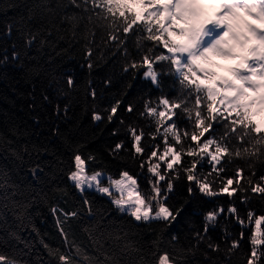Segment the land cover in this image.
I'll return each mask as SVG.
<instances>
[{
  "label": "trees",
  "instance_id": "16d2710c",
  "mask_svg": "<svg viewBox=\"0 0 264 264\" xmlns=\"http://www.w3.org/2000/svg\"><path fill=\"white\" fill-rule=\"evenodd\" d=\"M40 4L41 0H0V5H15L0 10V61L5 55L8 56L7 62L0 63V176L10 185L6 192L0 189V212L3 213L0 218V254L22 264H59L55 256H49L48 250L41 243L43 239L53 249L63 252L71 249L74 255L79 247L81 253L75 256L76 264H90L92 258L99 264H107L106 256L118 257L119 264H156L158 255L163 251H167L170 256L178 255L181 264H247L251 253V238L257 235L254 219L249 221L247 212L252 211L254 218L264 215V202L258 195H253L247 205L241 203L239 190L231 197L239 216L249 225L243 229L236 222L235 216L227 213L231 200L226 193L208 197L197 192L195 196H189L183 175L180 180L174 181V191L169 194L168 201L173 209L183 205V211L170 225L134 222L132 217L119 213L108 198L94 191L85 193L92 201V212L83 209L82 197L67 175L72 170V157L77 149L85 160L87 173L101 171L117 178L122 170H128L136 177L141 194L148 190L150 174L147 165L141 172L139 164L141 159L147 160L152 145H159L155 150L158 155L161 154L163 141L156 134L154 118L141 116L140 113L144 110L146 100L155 103L156 98L162 94L170 99L178 96L180 73L169 61L157 62L153 68L160 71L159 82L153 85L150 78L142 75L146 66L135 73L132 70L125 72V47L130 58L140 62L135 41L137 34L128 35L124 46L118 49L114 41L108 42L105 30L96 25H88L94 30V35L87 36L85 24L88 22L85 20L73 36L69 22L61 21V15L81 12L72 5L52 22L59 26L60 31L53 28L49 35L47 30L52 27L49 23L50 14ZM30 12L33 18L29 21ZM20 17L25 18L33 31L40 29L41 36L27 49V56L22 55L14 61L12 53L25 50V38L16 27ZM7 24L14 25L11 36L6 35ZM171 32L178 35L183 33L176 25L172 26ZM143 35L146 36V33ZM61 36L63 39H59ZM41 37L46 43L38 50ZM165 39L169 40L170 47L180 46L177 42L173 43L170 34H166ZM14 42L15 49L12 47ZM141 44L145 48L153 46V42L144 39H141ZM85 45L92 48L90 57H86ZM159 51H165L166 54V50L157 47L156 52ZM201 53L198 51L195 56ZM189 59V56L183 55L184 63ZM89 63L92 64L91 69ZM34 68L41 70L37 74L32 71ZM68 75L73 77L72 87L66 83ZM93 89L96 92L95 98L91 95ZM118 100L120 105L117 112L113 120L108 122L105 110ZM129 104L135 106L133 113L126 111ZM65 105H68L66 113ZM94 108L102 116L101 121L93 120ZM121 120L125 123L121 124ZM177 123L181 128L190 127L189 121L183 117L178 118ZM128 125L137 127V134L141 130L145 133L141 137V146L145 152L135 159ZM214 128L217 133L222 132L220 125H214ZM162 130L163 125L160 126ZM114 131L116 134H113ZM120 141L125 142L124 147L118 153H113L111 150ZM57 157L62 163L57 164ZM188 159L182 155L181 162H187ZM152 162L158 161L153 158ZM159 163V171L163 174L166 166L163 162ZM37 164L42 166L43 171L37 169L36 178H33L30 169ZM202 164L203 167L198 164V171H212L207 158ZM235 165L247 168L244 160L236 158L221 175L231 177ZM54 166L57 175L55 179H50L48 174L53 172ZM61 168L63 171H60ZM254 171L253 179L264 175V164L256 163ZM3 173H7V176H3ZM248 175L251 172L243 173V176ZM243 176L241 183H244ZM214 178L208 177L210 180ZM11 185L18 187L13 188ZM161 187H164L163 182ZM212 187L216 189V184ZM54 189L66 190L68 194L62 195ZM14 191L16 195H12ZM5 195L10 198L3 199ZM219 205L225 207V212L217 217L215 226H210L207 235H204V216L207 211ZM53 206L67 212L81 209L77 217L69 218L64 225L69 241L75 240L74 245L64 243L56 223L59 213L54 214L50 210ZM21 213L24 214L23 219L18 218ZM29 219L31 224L28 223ZM241 231L244 232V238L240 241V247L229 252L232 240L238 239ZM225 232L229 234L227 238ZM260 232L262 235L259 238L264 239V222ZM197 233L204 236L198 246L195 239ZM158 237H162L158 245L160 252H157L153 243ZM173 237L176 239L173 240ZM209 238L213 245H219L218 251L208 247ZM126 244L133 247H125ZM262 250L264 246H258V254ZM257 264H264V257Z\"/></svg>",
  "mask_w": 264,
  "mask_h": 264
},
{
  "label": "snow or ice",
  "instance_id": "6c2138e0",
  "mask_svg": "<svg viewBox=\"0 0 264 264\" xmlns=\"http://www.w3.org/2000/svg\"><path fill=\"white\" fill-rule=\"evenodd\" d=\"M220 2L222 6L217 12V16L229 17L233 13L234 6H239L253 19H264V0H220ZM195 3H197V0H167L166 3L164 0H54V2L53 0H41L39 6L46 13L50 14L49 23L52 27L47 30L49 35L52 34L53 28L56 31H60L59 26L52 22L58 14L63 13L64 9L72 5L79 8L81 12L61 15V21L69 22L73 36L76 35L77 27L85 20L88 22L85 24V34L87 36L91 37L94 35V30L89 28L88 25H96L105 30L109 37L108 42L114 41L118 49L124 46L128 35L132 33L137 34L135 41L137 50L140 53V62L138 63L136 60L131 59L125 47L124 55L127 58L123 69L125 72L132 70L135 73L136 70L146 66V70L143 71L142 75L144 78H150L153 85L159 82L160 71L153 68V65L157 62L169 61L175 66L176 71L180 73V94L171 99L162 94L156 98L155 103L146 100L144 110L140 113L141 116L154 118L157 127L156 134L163 141V151L161 154L158 155L155 150L159 145H152V150L148 153L147 160L141 159L140 161L139 167L141 172H143L145 165H147V172L150 174L148 190L144 194H141L136 177L131 175L128 170H122L119 174V179H115L111 175H107L101 171H94L89 175L85 170V160L82 158L80 151L77 149L74 152L72 170H69L67 175L73 187L80 193L82 207L87 212H92V201L89 200L85 193L87 191H94L108 198L119 213L132 217L134 222L170 225L177 219L180 212L183 211V205L180 208L173 209L168 202L170 199L169 194L174 191V181L180 180L181 175L187 181L189 196H195L197 192L208 197H216L226 193L231 200L233 194L239 190L241 203L245 205L253 198V195H258L261 201L264 202V175H260L258 179H253L255 176V164H264V127H261L256 121L247 118L248 111H250L253 104L261 105L262 110H264V94L253 96L245 103L241 101V97L247 95L246 88L243 85L232 84L227 78L218 79L215 87L201 83L200 79H198L200 77L196 75V72L192 71V66L195 65L193 62L194 56L189 53L190 59L187 63H184V48L170 47L169 40L165 39V35L170 34L172 26L175 25L173 17L181 18L177 12L178 6ZM4 7H15V5H0V10H3ZM166 11L168 15L161 20L160 17ZM185 11L198 14V10L195 8H186ZM32 18L33 14L30 12L28 20L30 21ZM209 23H216L218 26L226 25V31L210 46L203 49L201 54L207 50H217L221 55H225V50L219 48V44L224 35L232 31V26L230 24L221 25L218 21H209ZM246 25L248 32L253 35L247 36L245 34V41L254 37L261 41V43H264V26L252 24L251 22H246ZM13 27V24L6 25L7 36H11ZM16 27L20 35L25 38V50L23 52L14 51L12 53V60L14 61L20 59L22 55L27 56V49L31 48L37 37L41 36V30L37 29L33 31L24 17H20ZM204 29L201 30L200 36L204 34ZM145 33L146 36L143 35ZM59 39H63V37L61 36ZM141 39L153 42V46L145 48L141 44ZM245 41H241V43ZM45 43L46 40L41 37L38 50L42 49ZM90 43L91 41H89ZM12 47L16 48L15 42L12 44ZM157 47L166 50V54L165 51L157 53ZM259 47V45H253L249 51L257 53ZM85 48L86 57H90L92 48L89 45H85ZM57 54L59 55V53ZM233 55L230 52V54L225 56ZM7 61L8 56L5 55L0 63ZM244 61L245 67H235L229 70L235 72L240 79L249 84L256 92L261 87V84L252 79V74L256 73L259 77L264 78V52L245 56ZM88 67L91 69L92 64L89 63ZM220 67H224V65H220ZM40 70V68L32 69L37 74ZM197 72H202L206 78L210 75H216L213 69L208 68H197ZM66 83L69 87L73 86L74 81L71 75L66 77ZM128 86L131 87V84ZM221 86H231L236 90L237 94L230 96L222 95L218 90ZM91 95L95 98L96 92L94 89L91 91ZM45 99H47V96H45ZM202 102L203 107H201ZM119 105L120 101L118 100L109 109L105 110L108 113L106 116L108 122L113 120V116L117 112ZM57 110L59 111V106H57ZM135 110V106L132 104H129L126 108V111L129 113H133ZM64 111L65 113L68 111V105H65ZM181 117L189 121V128H181L178 125L177 119ZM93 120H102V116L95 108L93 109ZM165 121H168V123H165ZM120 122L121 124L125 123L123 120ZM161 125H163L162 131H160ZM214 125H220L222 132L217 133ZM127 131L133 141V158L142 156L145 148L141 146V137L145 133L141 130L137 134V127L133 125H128ZM113 134H116L115 131ZM149 135L151 136L152 134ZM124 144V141L116 143L114 149L111 151L118 153L124 147ZM243 145H249L250 147ZM182 155L189 158L187 162H181ZM153 158H156L158 162L153 163ZM205 158H207V164L212 169L208 173L197 170L198 164L203 167L202 162L205 161ZM236 158L244 160L247 168L235 165L231 177L222 176L221 173H225L227 165L232 164ZM89 159L94 158L89 157ZM56 161L57 164L62 163L59 157L56 158ZM159 162H163L166 166L163 174L159 171ZM37 169L43 171L40 164L30 169L33 178H36ZM60 171H63V169L61 168ZM245 171L251 172V175L243 176ZM169 172L172 174L169 175ZM48 175L50 179L56 178L55 166L53 172ZM3 176H7V173H3ZM210 176L215 178L210 180L208 179ZM242 176L244 183H241ZM105 179L107 180L106 185L102 183ZM0 181H2L0 182V189H4L6 192L10 185H8L6 180H3L2 176H0ZM234 181L235 187H233ZM161 182L164 184L163 188L161 187ZM213 184H216V189H213ZM11 187L16 188L18 186L11 185ZM56 190H59L62 195L68 194L66 190L54 189V191ZM12 195H16V192L14 191ZM9 198L7 195L3 197V199ZM4 207H7V205H4ZM50 210L54 214L59 213L56 216V223L61 236L64 238V243L74 245L75 240L69 241L64 225L68 222L69 218L77 217L81 209L77 208L74 211L67 212L63 208L53 206ZM224 212L225 207L223 205H219L217 208L206 212L204 216V235H207L210 226H215L217 217ZM227 213L235 216L236 222L242 229L249 226L239 216L234 200H231L230 205L227 207ZM2 217L3 213L0 212V218ZM18 218L23 219L24 214L21 213ZM247 218L249 221L254 219L257 234L251 238V253L247 259V264H257L261 260V257H264V250L258 254V246H264V239L259 238L262 235L260 228L262 222H264V215L254 218V213L248 211ZM28 223L31 224L30 219ZM12 235L16 234L13 233ZM228 235L225 232L226 238ZM243 238L244 232L241 231L239 238L232 240L229 252L239 248L240 241ZM17 239H19L18 236ZM172 239L175 240L176 238L173 237ZM195 239L198 246L199 242L204 239V236L197 233ZM160 242H162V237H158V240L153 242L156 245L157 252H160L158 247ZM41 243L48 250L49 256H55L58 259L59 264H76L75 256L81 253L79 247L76 248L74 255L71 249L63 252L60 249H53L43 239H41ZM125 247L132 248L133 245L126 244ZM208 247L213 251L219 250V245H213L210 242V238ZM105 260L107 264H119V258L116 256H106ZM0 264H17V261L0 254ZM90 264H99V262L95 261V258H92ZM156 264H181V260L178 258V255L170 256L167 251H163L158 255Z\"/></svg>",
  "mask_w": 264,
  "mask_h": 264
},
{
  "label": "clouds",
  "instance_id": "9594fccd",
  "mask_svg": "<svg viewBox=\"0 0 264 264\" xmlns=\"http://www.w3.org/2000/svg\"><path fill=\"white\" fill-rule=\"evenodd\" d=\"M166 3L167 0H164ZM220 0H197L195 4H181L177 8V12L180 14L181 18L173 17L174 23L177 27L184 29L182 34H177L171 32V39L183 46L184 50L187 51L194 48L196 41L200 36V32L205 28V25L210 24L209 21H218L221 25L230 24L232 26V31L226 33L219 44V48L233 53V56L221 55L217 50H207L200 56H194L193 62L200 68L213 69L216 75H210L206 79H200L203 84H208L215 87L216 81L221 78L231 79L237 85H242V81L236 79L230 68L235 67H245V56H250L258 54L259 52H264V43L255 39H247L245 41V34L247 36H252L253 34L248 32L246 22H251L259 26H264V19L257 20L248 16L245 10L239 6H234L233 13L229 17L217 16V12L221 8ZM186 8H195L198 10V14H193L191 12H186ZM167 11L163 16L160 17L161 20L167 16ZM235 34V35H234ZM239 37V39H237ZM241 41H245L241 43ZM253 45H259L257 53H252L249 49ZM224 65V67H220ZM253 80H256L261 84V87L253 92L251 89H245L247 95L241 97L242 102H247L253 96H258L264 94V78L253 76ZM220 92H226L227 95H233L234 89H218ZM251 120L256 121L261 127H264V110L259 104L251 105L250 111H248V117Z\"/></svg>",
  "mask_w": 264,
  "mask_h": 264
},
{
  "label": "rangeland",
  "instance_id": "374dc122",
  "mask_svg": "<svg viewBox=\"0 0 264 264\" xmlns=\"http://www.w3.org/2000/svg\"><path fill=\"white\" fill-rule=\"evenodd\" d=\"M177 18H179V17H177ZM226 27H227L226 25H224V26H218L216 23H210V24L206 25L205 26V29H204V34L201 35L197 39L195 47L189 49L188 51H185L183 53V55L186 54V56H189L190 57L189 53H191L192 56H195L196 51L198 50L199 47H200L201 51L203 52V49H205L206 47L210 46L217 38H219L222 35V33L224 31H226ZM178 29L180 31H182V28H179L178 27ZM218 29H222L223 32L220 33L219 35H216ZM179 47H183V46L180 45ZM227 54H230V51H226L225 50V55H227ZM193 66H194L193 72H196V75L199 76L200 78L206 79V77L204 76V74L202 72H197V68H200V67L198 65H193ZM233 74L235 75L236 79L242 81V85L244 86V88L251 89L253 92H255V89H253L249 84L245 83L242 79H240V77L235 72H233ZM252 76H258V75L256 73H253ZM228 80H230L232 82V84H235V82L233 80H231V79H228ZM220 89H234V88H232L231 86H228V87L221 86ZM221 94L222 95H227L226 92H221ZM236 94L237 93H236V90H235V92H234L233 95H236ZM87 174H89V173H87ZM107 175H109V174H107ZM113 178H115V177H113ZM115 179H119V177H117ZM102 183H104L106 185L107 184V180L106 179L103 180ZM17 264H22V263L17 262Z\"/></svg>",
  "mask_w": 264,
  "mask_h": 264
}]
</instances>
